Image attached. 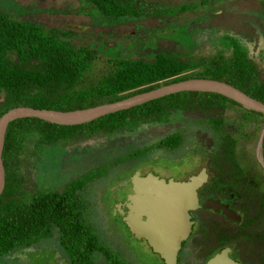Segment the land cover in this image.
<instances>
[{"label":"trees","instance_id":"obj_1","mask_svg":"<svg viewBox=\"0 0 264 264\" xmlns=\"http://www.w3.org/2000/svg\"><path fill=\"white\" fill-rule=\"evenodd\" d=\"M85 1L95 5L105 16L144 13L135 0ZM189 6L185 4L177 9L182 11ZM71 36V30L19 20L0 10V115L19 105L58 110L84 108L189 77L226 81L264 103V60L258 63L249 58L238 42L231 41L233 48L228 54L219 50L198 57L164 52L152 58L108 57L88 44L72 42ZM96 62L104 67L102 76L90 79L87 74ZM227 103L244 111L243 116L233 120L241 132L250 128L251 122H256L254 116L264 117L218 93L180 91L83 124H58L36 117L10 121L2 149L5 185L0 194V256L48 237L57 228L59 243L69 264H95L96 253L104 255L111 264H127L95 233L77 191L87 180L106 174L115 164L158 147L173 149L182 139L177 132L168 133L126 155L89 168L59 189L44 190L33 184L28 176L30 155L20 159L28 137L34 139V148L40 149L44 144L70 139L77 129L85 135L111 134L131 130L140 122L167 121L177 109L213 111ZM210 120L218 126L222 117L215 115ZM236 141L233 133L226 132L222 137L219 148L214 151L213 163L217 170L221 155L232 161ZM216 183L217 175L209 185Z\"/></svg>","mask_w":264,"mask_h":264},{"label":"rangeland","instance_id":"obj_2","mask_svg":"<svg viewBox=\"0 0 264 264\" xmlns=\"http://www.w3.org/2000/svg\"><path fill=\"white\" fill-rule=\"evenodd\" d=\"M135 3L144 11L139 16H105L85 0H0V10L9 12L19 20L71 30L72 42L88 44L108 57L152 58L158 52L181 57L210 55L222 49V46L227 47L219 40L220 30H225L227 35L228 30H234L253 50L255 32L260 34L259 23L263 21V17H255L252 12L263 8L255 0H231L225 2L224 8L219 6L218 0H135ZM185 4L190 5L189 8L182 11L177 9ZM256 61L262 63V60ZM103 70V65L96 62L88 76L90 79L98 78ZM214 114L222 117L223 129L237 132L233 120L243 116L244 111L230 103L213 111L184 110L173 114L170 117L173 121L147 124L142 130L144 132L135 135V138L128 134L103 133L77 136L49 155L44 148H34V139L28 137L20 159L30 155L28 176L38 188H59L71 174L82 171L93 162L83 157L76 168L69 169L68 163L61 162L60 155L65 150L80 153L82 157L89 152V148L95 147L94 162L99 163L158 138L183 123L187 127L185 143L169 155L163 152L149 154V159H158L153 165L147 164L159 176L180 179L192 170L194 162L198 160L194 156L196 153L209 156L217 147L221 131L211 126L210 118ZM254 117L256 123L247 128V135L239 138L237 152L243 155L256 153L259 158L264 117ZM203 161H206L205 158ZM254 161L259 164L257 159ZM131 167L134 166L128 165V168ZM117 178H121V173L117 174ZM109 184V179H105L83 193V198L89 200L91 205L85 209V216L95 233L116 257L127 264H164L144 239L131 236L121 215L114 212L117 204L114 200L123 198L127 188L122 184L120 190H115L112 195V191L106 188ZM94 256L95 264H111L101 253ZM0 264H69V258L60 246L59 233L54 228L50 236L1 255Z\"/></svg>","mask_w":264,"mask_h":264},{"label":"flooded vegetation","instance_id":"obj_3","mask_svg":"<svg viewBox=\"0 0 264 264\" xmlns=\"http://www.w3.org/2000/svg\"><path fill=\"white\" fill-rule=\"evenodd\" d=\"M228 1L231 0H218V4L224 8V5L226 4L225 2ZM255 1H257L259 5L262 4L261 7L263 6V8L252 12L256 15L255 17H263V21L259 23L261 26V29H259L260 34H257V31L255 30L254 49L252 50L250 44L245 42L234 30H228V35L225 30H220L219 40L222 42V45L225 43L227 45L226 48L222 46V49H220L223 54L230 53L233 48L231 41H235L246 50L247 56L252 60H264V0ZM232 5L233 4H229L228 6ZM101 76L102 74L99 77ZM87 77H89L88 74ZM217 108L219 107H216V109ZM180 111L184 110L177 109L173 112V114L177 115ZM218 117H220V115ZM170 121H173V119L161 121L159 123H167ZM150 123L156 122H140L131 130L115 131L114 133L107 135L128 134L131 138H135V135L140 132H144L142 130ZM255 123L256 122H251V126ZM181 124L182 125L172 127L158 138H155L145 144L132 147L125 152L115 154L99 163L94 162L96 161L95 147L89 148V152H85L82 157L79 156L80 153H72L69 152V150H65L62 156L60 155L62 159L60 160L61 162L64 161L68 163L67 166L69 169L74 167L76 168V165L80 164V159L83 157L93 161L82 171H79L76 174L73 173L71 176L69 175L70 177L65 183L93 166L115 159L120 155H126L137 148H141L153 141H157L168 133L177 132L180 136H182V139L181 142L173 149L160 147L155 148L142 155L128 158L123 162L115 164L106 174L98 178L87 180L82 185L81 189L77 191L78 197L84 203L85 209L91 207V205H89V200L83 198V193H87L90 187L98 182L104 181L105 179H109L110 184L107 185L106 188L112 191V195L115 190H120L122 184L127 188V190L123 193V198L114 200L117 202L114 206L115 214L117 213L123 217V215L132 208L131 206H127V203L129 202L127 200V195L132 193V177L135 174L141 177L146 176L147 174H152L158 178H163L165 181L172 179L174 181L182 182L187 181L190 176L196 175L203 170L206 175V180L196 190L198 206L189 210L190 220L192 222L191 229L186 239L180 243V248L176 255V264H205V262L212 255L225 247L229 249L228 256L240 264H264V152H262V138L260 143L261 153L259 158L256 153L243 155L237 152V145L239 138L243 135H247L246 129L244 132L238 130L236 132L227 128L223 129L222 120L218 126H216L214 122H211L212 127L221 131V136H219L217 147L214 148L210 155L204 156L203 153H196L194 156H196L198 160L194 162L192 170L184 174L180 179L170 176H159L154 173L149 165H147H153L158 157L153 160L154 158L149 159L148 155L155 152H163L164 155H169L181 147L185 143L187 132L186 125L183 123ZM226 132L233 133L237 140V144L233 158L231 159L232 161H227L225 156L223 157V155H221L219 163L220 168L217 170L215 164L213 163L214 151L219 148L222 137ZM90 135L82 134L81 130L77 129L68 140L70 141L77 136ZM68 140L44 144L41 148H44V152L49 155V153L52 154L53 151L64 146L63 143L69 142ZM253 156L255 158H253ZM218 157H220V154ZM203 158H205L206 161H203ZM254 159H257L259 164H256ZM128 165H133L134 167L128 168ZM119 173H121V178L116 179V176ZM216 175L217 183L209 185ZM213 202H216L218 207L214 208L209 205V203ZM224 208L231 211V218L227 215Z\"/></svg>","mask_w":264,"mask_h":264},{"label":"water","instance_id":"obj_4","mask_svg":"<svg viewBox=\"0 0 264 264\" xmlns=\"http://www.w3.org/2000/svg\"><path fill=\"white\" fill-rule=\"evenodd\" d=\"M180 91H207L221 94L242 107L264 115V103L240 88L219 79L189 77L160 84L154 88L137 92L116 100L72 110L35 108L27 105L14 106L0 115V194L5 185V168L2 149L5 132L10 121L36 117L49 122L75 125L83 124L100 116L124 110L152 99ZM206 180L203 170L187 181H165L155 175L132 177V193L127 195V206L132 208L123 215L129 232L142 238L157 253L164 264H176L180 243L191 229L189 210L198 206L197 188ZM216 208V202L209 203ZM225 212L231 218L232 213ZM228 248L218 250L205 264H240L228 256Z\"/></svg>","mask_w":264,"mask_h":264}]
</instances>
